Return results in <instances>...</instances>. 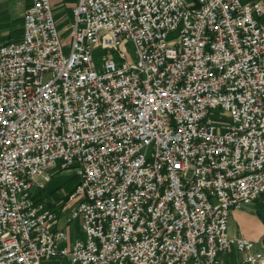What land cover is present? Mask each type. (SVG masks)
<instances>
[{
	"label": "built area",
	"instance_id": "built-area-1",
	"mask_svg": "<svg viewBox=\"0 0 264 264\" xmlns=\"http://www.w3.org/2000/svg\"><path fill=\"white\" fill-rule=\"evenodd\" d=\"M71 13L66 53L50 0H25L0 42V264H221L231 249L264 264V232L262 250L228 233L264 192V0ZM66 169L61 197L33 192Z\"/></svg>",
	"mask_w": 264,
	"mask_h": 264
},
{
	"label": "rangeland",
	"instance_id": "rangeland-1",
	"mask_svg": "<svg viewBox=\"0 0 264 264\" xmlns=\"http://www.w3.org/2000/svg\"><path fill=\"white\" fill-rule=\"evenodd\" d=\"M186 1L189 2L190 0ZM10 6L11 2H9V0H0V11L5 10L7 11V13H9V15H11ZM54 12L55 15H57L58 17H63L62 20L59 22L57 28L59 37L61 41L65 44L63 52L66 53L67 44L69 42V31L66 28L72 21L71 8L68 7L66 4L62 3V5L57 8ZM258 20L264 21V15L260 16ZM17 21L18 18L12 20L8 15H5L3 21H0V42L7 38L8 35L11 39H16L19 36L20 26L18 25L19 23ZM118 48L119 50L124 51L126 55L130 54L133 56V47L131 43L123 41L121 42ZM102 53H104V51H101L99 49L93 50L94 60L97 66H99L100 56ZM217 112L222 111L218 109ZM224 119L225 118L223 117L222 120ZM76 180L77 177L74 175L72 170H59L51 176L50 181L47 182L44 189L33 190V192L37 196H39L43 201H54L61 197L64 192H68L74 185ZM239 211H241L242 215L241 217L237 218L238 229L245 233L244 235L254 242L255 250H262L258 246V241L264 232V192L259 198L245 205ZM65 230L69 234L71 231L72 238L83 236L81 230H79L78 228L77 220H74L70 224L66 225ZM239 256L240 254L234 249L225 251L223 255L221 253L218 254V258H222L226 261L233 263L237 262ZM66 261V257L62 258L54 256L49 258L46 264H66Z\"/></svg>",
	"mask_w": 264,
	"mask_h": 264
},
{
	"label": "crops",
	"instance_id": "crops-1",
	"mask_svg": "<svg viewBox=\"0 0 264 264\" xmlns=\"http://www.w3.org/2000/svg\"><path fill=\"white\" fill-rule=\"evenodd\" d=\"M75 1L76 0H50V2L52 4V8H53V15H54V18H55L56 23H57V27H58L59 22L62 20L63 17H58L57 15H55V12L54 11L57 8H59L62 5V3L63 4H66L68 7H70L72 9V5L75 3ZM9 2H11V6H10V13H11V15H9V13H7V11H5V10L0 11V21H3V18L5 17V15L10 16V18L12 20H15L16 18H18V21L17 22L19 24L18 23L17 24L21 28V25H20V16H21L22 11H23V7H24V4H25V0H9ZM7 38H10L9 35L7 36ZM7 38H5V39H7ZM239 210L240 209H234V210H231L230 213H229L228 233L230 235H237V236L247 237V236L244 235L245 233H243L241 230L238 229V226H237V218L238 217H241V215H242L241 214V211H239ZM220 253L222 255L224 254V252H220ZM218 259H219V261H220L221 264H237V262L239 260V258H238L237 262L233 263V262L226 261L225 259H222V258H218Z\"/></svg>",
	"mask_w": 264,
	"mask_h": 264
}]
</instances>
